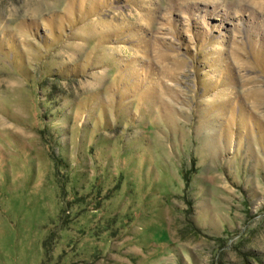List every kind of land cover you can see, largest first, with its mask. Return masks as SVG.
Returning a JSON list of instances; mask_svg holds the SVG:
<instances>
[{"label": "rangeland", "instance_id": "obj_1", "mask_svg": "<svg viewBox=\"0 0 264 264\" xmlns=\"http://www.w3.org/2000/svg\"><path fill=\"white\" fill-rule=\"evenodd\" d=\"M0 264H264V0H0Z\"/></svg>", "mask_w": 264, "mask_h": 264}, {"label": "bare ground", "instance_id": "obj_2", "mask_svg": "<svg viewBox=\"0 0 264 264\" xmlns=\"http://www.w3.org/2000/svg\"><path fill=\"white\" fill-rule=\"evenodd\" d=\"M261 10V9H260ZM263 14V13H262Z\"/></svg>", "mask_w": 264, "mask_h": 264}]
</instances>
